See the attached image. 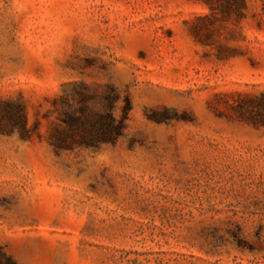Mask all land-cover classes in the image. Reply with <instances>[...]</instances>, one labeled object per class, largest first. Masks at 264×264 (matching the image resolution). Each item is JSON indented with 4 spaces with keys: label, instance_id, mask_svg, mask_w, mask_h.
I'll return each instance as SVG.
<instances>
[{
    "label": "rangeland",
    "instance_id": "obj_1",
    "mask_svg": "<svg viewBox=\"0 0 264 264\" xmlns=\"http://www.w3.org/2000/svg\"><path fill=\"white\" fill-rule=\"evenodd\" d=\"M0 264H264V0H0Z\"/></svg>",
    "mask_w": 264,
    "mask_h": 264
},
{
    "label": "trees",
    "instance_id": "obj_2",
    "mask_svg": "<svg viewBox=\"0 0 264 264\" xmlns=\"http://www.w3.org/2000/svg\"><path fill=\"white\" fill-rule=\"evenodd\" d=\"M88 94L78 92L73 102L65 105L61 113V128L56 131L53 138V147L57 151L74 149H99L105 144H115L120 140L127 129L130 104L124 99L123 115L117 118L114 115V105L120 102V95L110 88L109 92L100 97L105 103L103 110L92 104ZM18 114L23 116V110L18 108ZM26 128L23 125L22 130Z\"/></svg>",
    "mask_w": 264,
    "mask_h": 264
}]
</instances>
